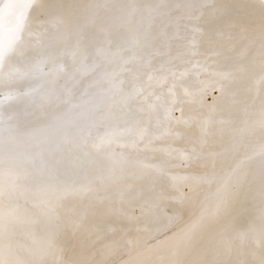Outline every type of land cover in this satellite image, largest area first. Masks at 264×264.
I'll return each mask as SVG.
<instances>
[{
  "label": "snow or ice",
  "instance_id": "1",
  "mask_svg": "<svg viewBox=\"0 0 264 264\" xmlns=\"http://www.w3.org/2000/svg\"><path fill=\"white\" fill-rule=\"evenodd\" d=\"M32 6L42 9L43 0H28L27 7ZM246 7L258 17V24L246 26L235 19H223L229 10L219 0H84L73 12L61 8L48 14L39 21V31H29L30 14L27 11L23 14L15 32L0 46V88L5 83L11 86L39 76L51 88L41 95L38 106L43 107L56 99L67 105V111L63 120L57 118L45 128L26 132L18 123L12 122L13 115L5 119L3 109L10 101L34 96L36 90L9 92L0 99V264H43L35 258L32 245L13 241L14 229L22 222L17 194L30 193L34 206L45 215L65 212L74 229L85 234L91 245L103 241L97 250L99 260L94 258L95 253L64 260L62 251L57 250L53 253L57 256L54 264H108L109 256L119 250L120 241L106 240L108 234L115 232L114 228H109L106 233L99 226L89 224L88 209L92 202L102 204L113 195L123 200L126 193L133 192L135 199L144 197L142 213L169 198L181 205H190L192 211L171 235L157 239L155 244H145L143 250L137 252V258L122 260L119 264H188L184 258L197 238L213 228L238 195L241 169L246 162L258 156L264 170V88L256 90L251 102L235 99L237 92L229 90L235 83L245 85L246 93L252 91L255 83L264 85V0H251ZM217 21L222 23L213 29L212 46L203 55L208 61L225 53L235 54L230 70L213 72L212 75L219 77L218 90L232 98L231 107L238 116L217 119V109L212 107L200 119L197 125L199 135L185 155L186 160L199 162L203 173L184 177V186L174 184L173 189L178 193L174 197L156 192L152 180L148 188L150 195L145 197L144 190L137 188V181L149 180V169L154 166L132 153L155 150L151 144L158 137L151 132L150 126L159 128L164 122L171 125L173 111L181 113L175 118V124L190 126V120L184 119L183 108L177 107L182 102L175 98V85L168 89L172 99L159 105L165 113L163 120L155 115L161 96H155L150 102L149 97L154 93L147 89L153 82L158 86L167 82L168 75L164 73L168 69L164 65L146 72L143 82L129 66L150 68L152 59L163 54L161 49L168 48L172 41L181 42L183 54L202 55L199 43L205 36L204 26ZM89 29L103 37L94 50L92 63H89L85 43ZM25 33L29 41L35 43L26 46ZM114 33H120V42L115 46L112 41ZM46 40L49 44H64L61 54L71 59V68L62 61L57 63L55 57L28 55ZM102 65L114 67L101 72L99 79L90 84L97 90L83 93L87 99L73 102L72 89L68 87L63 89L62 95L57 94L55 85L60 79L74 80L77 75L96 72ZM194 66L208 70L207 64L200 61ZM125 72L132 76L129 87H125L122 78ZM171 75L175 77L176 74ZM185 95L191 93L186 89ZM154 115L155 125H152ZM165 132L179 135L171 126ZM116 148L129 151L117 152ZM98 158L104 163L86 183L67 179L69 175L97 164ZM183 187H187V192ZM261 197L258 223L252 221L245 232L227 226L213 233L212 251L216 257L231 256L240 248L258 242V264H264V185ZM85 199L90 204L83 208H78L75 203L68 206L69 201L82 202ZM168 222L171 224L173 218L169 217ZM168 230L165 225L164 231ZM125 243L129 251L140 244L131 240ZM48 248L53 250L54 245L49 243ZM253 255L257 253L253 251ZM213 264L228 262L218 259Z\"/></svg>",
  "mask_w": 264,
  "mask_h": 264
},
{
  "label": "bare ground",
  "instance_id": "2",
  "mask_svg": "<svg viewBox=\"0 0 264 264\" xmlns=\"http://www.w3.org/2000/svg\"><path fill=\"white\" fill-rule=\"evenodd\" d=\"M219 2L221 3L222 6H224L225 8H227L229 10V14L232 15L231 17L237 18L241 22V24L244 23L242 21L246 20V19L247 20H249V19L258 20V17H256L255 15L252 14L251 9L246 7L247 4L251 3V0H219ZM82 3H84V0H43L44 7L41 9V8H37L35 6L27 7L28 6V0H0V46L5 44L7 42V40L11 37L13 32H15L17 26L19 25V23L23 17V14L26 11L29 12V14H30L31 23H30L29 31H39V21L45 19L48 14L55 12L61 8L65 11L73 12ZM230 15L229 16L227 15V17H230ZM251 22L253 23L252 20H251ZM114 34L119 35L120 33H114ZM212 36L213 35H211L210 38H213ZM25 40H26V46H30L31 43H35L34 40L29 41L27 33H25ZM102 40H103V37L101 35L97 34L94 29L88 30L85 43L87 44V50L89 53V63H92L94 50ZM112 40H114V39H112ZM209 40H211V39H209ZM115 41H117V40H115ZM201 41H203V40H201ZM205 41L208 42V45L211 47L210 42L208 40H205ZM206 42H204V45ZM113 43H115V42H113ZM174 44L175 43H173V45ZM201 46H199V47H201ZM64 47L65 46L63 43L53 42V43L49 44V42L46 40L43 45H37L34 50L29 51L28 55L31 57H34V58L55 57L57 59V63H60L62 61V63L64 65H67L69 68H71V66H72L71 59L67 55L61 54ZM202 47H204V46H202ZM181 49H183V48H181ZM208 49H210V48L208 47ZM178 50L180 51V49H178ZM183 50H182L181 56H183ZM204 51H206V50H204ZM204 51L202 50L203 53H204ZM180 52L178 54H180ZM185 55H188V54H185ZM157 56H155V57L157 58ZM167 56L168 55H166L165 58H167ZM202 56H204V55H201V57ZM195 57H197V56H195ZM198 57H200V56H198ZM178 58L181 60L180 56L177 57V60H178ZM185 58H186V56H185ZM203 58H205V57H203ZM218 58L220 59V56ZM13 59H15V58H13ZM170 59L172 60V59H174V57H172ZM196 59L194 61H197ZM199 60H202V58H199ZM155 61H156V59H155ZM162 61H164V60H162ZM166 61H168V60H166ZM156 62L159 64L158 61H156ZM168 62L170 63V61H168ZM185 62L186 61H184L182 63L185 65ZM207 62H209V61H207ZM220 62H221V59H220ZM182 63L180 62V64H182ZM190 63L191 62L189 61V63H187V64L190 65ZM201 63H202V61H201ZM152 64H154V63H152ZM160 64L162 65V63H160ZM183 64H182V66H183ZM193 64H196V62L191 63V68L194 69L195 66L192 67ZM202 64H205V63H202ZM210 64H214V63L212 62ZM215 64H216V62H215ZM217 64H216V66H218ZM222 64H224V61ZM161 65H158V66H161ZM221 65L216 67V68L221 69V68H219V67H221ZM49 66H51V65H49ZM172 66L174 68V71H176L175 73L178 74L179 70L177 72V68L174 67L175 65L172 64ZM222 67H224V65ZM102 68H103V65L101 66V68L97 69L96 72H93V75H94V73L96 75H99L100 72L102 71ZM198 68H200V67H198ZM216 68H215V70L219 71ZM167 69H168V65H167ZM182 69L183 68H181V71L187 70L189 68L187 67V69H186L184 67V69L183 70ZM201 70H203V69H201ZM187 71L189 72V70H187ZM200 71H198V72L200 73ZM211 71H212V69H211ZM141 72H142V70H141ZM143 72H144V70H143ZM169 72L173 73L171 71V68L169 69ZM184 72H186V71H184ZM193 72H192V74H193ZM203 72H204V70H203ZM212 72H215V71H212ZM145 73H146V71H145ZM183 73L181 76H183ZM186 74H185V76H186ZM192 74H189V76H186V77L189 78L190 75H192ZM194 74H195V72H194ZM167 75H170V74L167 73ZM89 76L88 75H84V76L77 75L74 80H71L68 77H64V78L60 79L59 81H57V83L55 85L57 94L62 95L63 89L65 87H68V88L72 89V93H73L72 100H73V102H78L81 99H87L86 95H82L83 93H86V92L92 93V92L96 91L95 90L96 87H90V84H92V82L94 80L93 81L88 80ZM95 76H93V77H95ZM199 76H200V74H199ZM183 77H181V78H183ZM208 77H209V74H208ZM142 78H143V76H142ZM168 78H170V77H168ZM178 78L179 77H177V79ZM190 78H193L194 80L197 79L196 77H190ZM90 79H92V78H90ZM177 79H176V81H177ZM179 79H178V81H180ZM215 79H217V78H215ZM215 79L214 80L210 79V80L216 81ZM171 80H174V77ZM181 80H183V79H181ZM194 80L190 81V82L193 83ZM257 80H258V75H257ZM211 81H209V85H211ZM201 82H202L201 83V85H202L203 80ZM191 83H190V85H191ZM205 83H206V80H205ZM167 84H168V81H167ZM167 84L165 85V87H167ZM170 84H171V81L168 85H170ZM175 84H176V82H175ZM185 84L182 85V83H180V85L186 87L187 85H185ZM198 84H199L198 87L201 90L200 83H198ZM255 85H256V83H255ZM128 86H129V83H128ZM171 86H169V87H171ZM204 86H202V87H204ZM219 86H220V84H217L216 86H213L210 88V90L207 93V101L221 109L222 101H225V100H223V97L227 96V95L221 94V92L218 90ZM258 86H260V88H261V86L263 87V85H261V84H259ZM258 86L256 85L254 87L257 88ZM156 87L161 88L162 86L159 87L157 85ZM192 87L194 89H196V87H194V86H191V89H192ZM206 87H208V83H207ZM240 87H241V85H240ZM50 88H51V85L45 84L44 79L40 78L39 76L29 77V78H27V79H25L19 83L11 85V86H9L7 83H5V85L2 88H0V99H2L4 96H7L9 94V92L23 93L25 91H28L29 89H35L36 90V92L34 93V96L21 97L18 101H10L3 109V114H4L5 119H7V117L9 115H13L14 119L12 122L18 123L19 126L26 132L34 130V129L45 128L46 126L53 124L57 120V118H60L61 120H63L64 119L63 114L67 111V105L61 103L59 100L53 99L51 103L45 104L43 107L38 106L41 95H43ZM231 88L232 87H230V89ZM242 88L244 89V85H243V87H241V91L243 90ZM180 89L184 90L185 88H180ZM257 89H259V87ZM154 90H156V89L154 88ZM174 90L176 91V85H175ZM167 91H168V89L166 90V93H168ZM180 91H182V90H180ZM176 92L178 93V90ZM196 92H197V89H196ZM240 92H239L240 95L243 92L246 93L245 91H242L241 93ZM254 92H256V91H254ZM177 93H176V95H177ZM183 93H184V95H183V97H184L185 92H183ZM179 94L181 95V93H179ZM198 94H200V92ZM191 95H194V94H191ZM177 96H175V97H177ZM186 96H188V95H186ZM201 96L202 95H199V97H200L199 99H196V97H198V95L195 96L194 98H193V96H191V98H193V100L195 99L194 101H196V100L199 101L201 99ZM250 96H252V95H250ZM242 97H243V94H242ZM179 98L181 99V96H179L177 99H179ZM186 98L188 99V97H186ZM191 98L189 97L190 101H191ZM248 98H249V96H248ZM250 98H252V97H250ZM236 99L240 100L237 97H236ZM167 100L164 101V99H163L164 102H167ZM203 100H202V103H203ZM190 101H189V103L192 102L191 103L192 105L195 103L193 101H191V102ZM250 101H251V99H249L247 102H250ZM187 102H188V100L185 102V104ZM202 103L200 102V104H202ZM195 104H197V101ZM180 105H181V103H180ZM192 105H191V107H192ZM198 108L196 107V109H197L196 111L199 110ZM159 110H158V112H159ZM161 111H163V110H161ZM207 112H208V110H207ZM234 112L235 111H233V113ZM179 113L180 112L177 111L174 114L172 113V115L174 116L175 114L177 115ZM164 114L165 113L163 112V116H164ZM158 115L161 116L160 114H158ZM180 116H181V113H180V115H178V117H180ZM237 116H238V114H237ZM183 117H184V115H183ZM230 117H232V116L230 115ZM185 118L188 119L189 118L188 115H186L184 117V119ZM224 118H227V113L224 114ZM227 119H230V118H227ZM165 126H166V124H165ZM161 127H163L162 124H161ZM163 129H164V127H163ZM198 135H199V132H198ZM154 142L155 141L152 140L151 148H154ZM178 142L179 141L176 139L174 141L173 146H175V144H178ZM145 143H147V141H145ZM165 145L168 146V145H170V143L167 144V142H166ZM140 147H143V144H141ZM159 147H161V146H159ZM115 150L117 152H121V151L128 152L129 151L128 149H120V148H116ZM151 151L152 150H146V151L139 152V153H132L134 156H137L140 160H143V161L154 166L153 168L149 169V172L151 173V178L149 180L137 181V188L144 190L145 197L150 195V193L148 192V188H149L152 180H154V189L156 192H163L168 197H174V196L178 195V193H176L173 189L174 184L178 185V186H184L186 183L185 180L183 179L184 177L191 176V175H199V174H202L204 171V169H202L199 164L192 166L190 163H188V161L186 159L182 162H179L177 165H175V164L172 165L171 161L160 160L157 156H154ZM237 159H240V157H237ZM103 163H104L103 159L98 158L97 164L90 165L84 169H81L80 171L69 175L67 177V179H69V180L75 179L77 182L86 183L88 179H91L96 174V169L99 166H102ZM262 185H264V170H262L260 159L257 156L253 160L246 162V165L241 169L238 195L232 200V202L227 207V209L220 215V217L216 221V224L213 226V228L206 230L197 238V241L194 244L192 250L184 258L188 262V264H213V261L218 260V259H223V260L227 261L228 264H239V262H241V261L246 262V264H258V252H259V243L258 242L256 245L248 246L245 248H240V250L238 252H234L231 256L216 257L212 251V247H213L212 246V237H213V233L221 227L231 226L239 232H245V231H247L248 226L252 221H256L257 223L259 222V210L262 206V197H261ZM205 187H207V186H205ZM183 190L185 192H187L188 189H187V187H183ZM134 195H135V192L126 193L123 200H121L120 197L113 195L110 198V200H106L102 204L92 202L89 209H88L89 210V216H88L89 224H95V225L99 226L106 233L108 232L109 228H114L115 232L108 234L106 236V240L118 239L120 241L119 250L116 251L115 254L109 256L108 264H119V262L122 260H128L130 258H137V252L142 251L145 244H148V243L155 244L157 239H163L165 235H171L173 231H176L177 227L181 226L183 221L188 219L189 214L192 211V208L190 205H188V204L181 205L177 200L169 198V199H165V200L159 202L158 207L152 208L151 210L142 213L141 205L144 202V197H141L140 199H135V198H133ZM16 199H17V202L20 205V208L22 210V222L17 224L16 228L14 229L13 241H14V243H18V244L32 245L34 247V250H35V258L38 261H42L43 264H54V261L57 259V256H55L53 253L57 250L62 251L64 260H68L70 258H79L81 256H91L93 253H95L94 258L96 260L101 259L100 254L97 250L100 249L101 243H103V241L96 243L94 245H91L90 241L86 239L85 234H83L82 232H77L74 229L73 224L71 223L69 216L65 212L59 211L57 213H53V214H49V215L43 214L40 208L34 206L33 197L31 196L30 193L17 194ZM74 203L77 205L78 208H83L84 206L89 205L90 201L88 199H85L82 202H80V201H69L68 206H72V204H74ZM169 217L173 218V222L171 224H169V222H168ZM165 225L168 226V229H169L168 231H164ZM145 229H147V231H145ZM128 240H131L133 242L139 241L140 242L139 247L138 248L134 247V248H132L131 251H129V246L125 243V241H128ZM49 243H52L54 245L53 250H49V248H48ZM238 247H239V244H238ZM253 251H255L257 253L256 256L253 255Z\"/></svg>",
  "mask_w": 264,
  "mask_h": 264
},
{
  "label": "rangeland",
  "instance_id": "3",
  "mask_svg": "<svg viewBox=\"0 0 264 264\" xmlns=\"http://www.w3.org/2000/svg\"><path fill=\"white\" fill-rule=\"evenodd\" d=\"M230 14H228V16H229ZM232 15H230V17H227V16H225L223 19H225V20H227L228 18L229 19H235L236 21L238 20L237 18H233V17H231ZM247 20V19H246ZM243 20L242 22H244V23H242L243 25H246V26H254V25H256L258 22H259V19L258 20H256V19H249V20ZM251 20L253 21V23L251 22ZM249 21V22H248ZM237 22H239L240 24H241V22L238 20ZM255 22V23H254ZM219 23H222L221 21H217V22H215L214 24H211V25H205L204 27H205V37H203L205 40H208L209 42L211 41V40H209V39H212V38H210L211 37V35H212V33H213V28H215V26H216V24H219ZM248 24V25H247ZM211 26V27H210ZM213 27V28H212ZM212 28V29H211ZM211 32H210V31ZM210 35H208V34ZM115 36V37H114ZM208 36V37H207ZM120 34L118 35V34H114L113 36H112V39H114V40H112L113 42H115V43H113V45L115 46L118 42H120ZM207 37V38H206ZM213 37V36H212ZM201 39V40H203V41H201L200 40V43H199V46H204V47H199L200 49V52H202V50L204 51V50H206V51H204V53L202 52V55L203 54H207V52L209 51V49H208V47L210 48V46L208 45V42H206L204 39ZM115 40H117V41H115ZM179 42V41H173V42H171V44H170V46H168V48H170V50H168V48H162V50H161V52L163 53L162 55L160 54V55H156L157 56V58L156 57H154L153 59H152V63H154V64H152L151 63V66H150V68L148 69V68H137L136 66H133V65H130L129 67H132L133 68V71L134 72H136V73H138L139 74V77H140V82H143L144 80H146V75H144V73H145V71L146 72H148L149 70L151 71V70H154V69H159V67L160 66H158V65H161L160 63H162V65H164V66H166L165 68L167 69V65H168V71L166 72V73H164V74H166L167 75V73H169L170 75H168V77H170V78H168V84L170 83V81H171V84L170 85H168L167 84V82H166V84H167V87H165V83H163L162 85H159V87H161V88H157L156 86V83L155 82H153L152 83V85H151V87H149L147 90L148 91H151V92H153L154 93V95L155 96H161V101L160 102H158V109H157V113L155 114V115H158V114H160L161 116H159L162 120H163V112L164 111H161V110H163L162 109V107H160L159 105H160V103L162 104V103H164V101L165 100H167V101H169L172 97L170 96V94H169V92L168 93H166V90L167 89H169L170 87L169 86H171V85H174L175 84V82H176V91L178 90V93L173 89V91H174V93H175V96H177L179 93H181V95L179 94L177 97H175V98H178L179 96H181V99L179 100V101H182V103H181V105L179 104V105H177L178 107H181L182 106V108H183V115H184V117L186 116V115H188V119H190V118H193V117H195V118H197V119H195V120H191L190 119V126L189 125H184V124H175V118L176 117H178V115H180V113L179 114H175L174 116L171 114V116H172V121H173V123L171 124V125H169L168 124V122H164V124H162V126L164 127V129H163V127H159V128H156V127H154V126H150V130H151V132L152 133H154L155 134V136L156 137H158V138H156V139H153L155 142H154V148H152V149H155L154 151H151L152 152V154L154 155V156H157L160 160H163V161H171V163H172V165H177L179 162H182V161H184L185 160V155H187L189 152H190V148H191V144H192V142H193V140L198 136V132H199V129H198V127H197V125H198V123H199V121H200V119H202L204 116H206L208 113H209V110L212 108V107H215L216 109H217V112H216V118L218 119V118H224V114H226L227 113V118H230V119H233V118H236L237 117V112L235 111V109L233 108V107H231V100H232V98L231 97H229V96H224L223 97V100H225V101H222V107H221V109L223 110H221L219 107H216L215 105H213L212 103H209L208 101H207V93H208V91L210 90V88L211 87H213V86H216L217 84H220V81H219V77H217V76H214V75H212V71H215V72H224V71H228V70H230L231 68H232V66H233V64H234V56H235V54L234 53H225L224 55H222V56H220V59H221V62L223 63V61H224V64H222L221 62H220V59L218 58V57H214V58H212V60H214L215 62H216V64L218 65V66H220L221 64V67H219V68H221V69H217L216 67H218V66H216V64L214 63V64H210V63H212V60H208L209 62H207V61H204L205 60V58H203V57H205V55L204 56H202L201 57V55H199L200 57H195V56H191L190 54H188V55H185V54H183V56H181L182 54V50L183 49H181L182 47H181V42H179L178 44L177 43ZM203 42V43H202ZM204 42H206L205 43V45H204ZM173 43H175L174 45H173ZM177 44V45H176ZM201 44V45H200ZM208 46H207V45ZM210 45H211V43H210ZM175 46V47H174ZM180 46V47H179ZM212 46V45H211ZM174 47V48H173ZM180 49V51L177 49ZM177 52V53H176ZM180 52V54H178ZM206 52V53H205ZM176 53V54H175ZM183 53H184V50H183ZM166 55H168L167 56V58H165L166 57ZM171 55V56H170ZM173 55V56H172ZM175 55V56H174ZM186 56V58H185V56ZM181 57V60L178 58V60L182 63V62H184V61H186L185 62V65L183 64V66H182V64H180V62L177 60V57ZM191 56V57H190ZM169 57V58H168ZM172 57H174V59H170V58H172ZM193 57V58H192ZM160 58V59H159ZM176 58V59H175ZM183 58V59H182ZM185 58V59H184ZM191 60H190V59ZM197 58V59H196ZM199 58H202V60H199ZM228 58V59H227ZM155 59H156V61H158L159 62V64L155 61ZM199 60L200 62L202 61V63H209L207 66H208V68L210 69H208L207 71H204L203 72V70H201L202 68L200 67V68H198L197 66H195V68L193 69V68H191V63H195V62H197V61H194V60ZM162 60H164V61H162ZM166 60H168V61H170V63L168 62V61H166ZM161 61V62H160ZM189 61L191 62L190 63V65L189 64H187V63H189ZM173 62V63H172ZM177 62V63H176ZM179 62V63H178ZM157 63V64H156ZM164 63V64H163ZM169 63V64H168ZM201 63V64H202ZM166 64V65H165ZM172 64L173 65H175L174 67L175 68H177V72H178V70H179V72H178V74H176L175 72L176 71H174V68H173V66H172ZM179 64V65H178ZM155 65V66H154ZM195 64H193L192 65V67L194 66ZM215 65V66H214ZM224 65V67H222ZM171 66V67H170ZM183 68L184 69V67L187 69V67L189 68V69H187V70H189V72L187 71V70H183V71H181V68ZM110 67V68H109ZM112 67H114V66H104L103 65V68H102V71L101 72H103V71H105V70H111V68ZM217 69V70H219V71H216L215 70V68ZM171 68V71L173 72L174 71V73L176 74L175 75V77H174V80H171V79H173V76L171 75V72H169V69ZM179 68V69H178ZM197 68V69H196ZM135 69V70H134ZM148 69V70H147ZM173 69V70H172ZM193 69V70H192ZM201 71H200V70ZM211 69H212V71H211ZM141 70H142V72H141ZM143 70H144V72H143ZM191 70V71H190ZM200 71V73L198 72V71ZM181 71V72H180ZM184 71H186V72H184ZM195 72V74L198 76H196L195 74H194V72ZM100 72V73H101ZM184 72V73H183ZM192 72H193V74H192ZM207 72V73H206ZM211 72V73H210ZM143 73V74H142ZM181 73V74H180ZM182 73H183V76H181L182 75ZM189 73V74H192V75H190V77H196L195 79L197 80H194L193 78H188V77H186V76H189V74L187 75V74ZM185 74H186V76H185ZM199 74H200V76H199ZM206 74V75H205ZM208 74H209V77H208ZM90 75V76H89ZM96 74L94 73V75H93V73H91V74H88V76H89V79L88 80H97V79H99V76H100V74L99 75H96ZM205 75V76H204ZM211 75V76H210ZM258 75V74H257ZM93 76H95V77H93ZM125 76V77H124ZM142 76H143V78H142ZM183 77V78H181V77ZM214 76V77H213ZM177 77H179L178 79L180 80V81H178V79H177ZM186 77V78H185ZM213 77V78H212ZM90 78H92V79H90ZM122 78L124 79V81H125V87H129L130 85H131V83H132V76H131V74L130 73H127V72H125V73H123V75H122ZM142 78V79H141ZM188 78V79H187ZM215 78H217V79H215ZM176 79H177V81H176ZM181 79H183V80H181ZM185 79V80H184ZM191 79V80H190ZM216 80V81H211V80ZM87 80V79H86ZM194 80V82L193 83H191L190 81H193ZM203 80V84L201 85V81ZM205 80H206V83H205ZM208 80V81H207ZM196 81V82H195ZM200 81V82H199ZM209 81H211V85H209ZM129 83V86H128V83ZM182 83V85H184L185 83V85H187L186 87L185 86H182V85H180V83ZM185 82V83H184ZM188 82V83H187ZM214 82V83H213ZM190 83H191V85H190ZM196 83V84H195ZM198 83H200V86H201V90H200V88L198 87L199 86V84ZM207 83H208V87H206L207 86ZM127 84V85H126ZM189 84V85H188ZM193 84V85H192ZM196 86H195V85ZM205 85V86H204ZM240 85H241V87H243V85L242 84H239V83H235V84H232V85H230V87H232L231 89L229 88V90L230 91H236L237 92V98H239L240 100L239 101H248L249 99H251L250 97H252L253 95L255 96L256 95V92H254V91H256L257 90V88L259 87V89H260V86H258L259 85V83L257 84L256 83V85L258 86L257 88H255L254 86H256L255 84L252 86L253 88H252V91L250 92V93H241L242 91H244V89L241 91V87H240ZM180 86V87H179ZM182 86V87H181ZM189 86V87H188ZM191 86H194V87H196V89H197V92H196V89H194L193 87H192V89H191ZM202 86H204V87H202ZM239 87V88H238ZM244 87H245V85H244ZM154 88L156 89V90H154ZM175 88V87H174ZM180 88H185L184 90L183 89H180ZM186 88H187V91L189 92V93H191V94H194V95H188V96H184L183 97V95H184V93L183 92H185V90H186ZM199 88V89H198ZM261 88H264V85H263V87L261 86ZM84 89V88H83ZM158 89V90H157ZM189 89V90H188ZM239 89V90H238ZM95 90H97L96 88H95ZM160 90V91H159ZM163 92H162V91ZM180 90H182V91H180ZM194 90V91H193ZM199 90V91H198ZM156 91V92H155ZM180 91V92H179ZM241 91V92H240ZM200 92V94H198ZM202 92V93H201ZM239 92L241 93V95L239 94ZM161 93V94H160ZM176 93H177V95H176ZM198 95V97H196V99H199L200 97H199V95H202L201 96V101L199 100H196L197 101V104H195L196 103V101H194L193 100V98L195 97V96H197L196 94ZM168 94V95H167ZM242 94H243V97H242ZM153 95V97H149V101L151 102V100H154L155 99V96ZM250 95H252V96H250ZM167 96V97H166ZM191 96H193V98H191ZM239 96V97H238ZM242 98H241V97ZM248 96H249V98H248ZM164 97V98H163ZM170 97V98H169ZM186 97H188V99L186 98ZM189 97L191 98V101H193V102H195L193 105L191 104L192 102L189 100ZM236 97H235V99H236ZM167 98V99H166ZM183 98V99H182ZM163 99H164V101H163ZM185 99V100H184ZM204 99V100H203ZM188 100V102L185 104V102ZM202 100H203V103H202ZM238 100V99H237ZM258 100V99H257ZM163 101V102H162ZM185 101V102H184ZM189 101L191 102V103H189ZM259 101V100H258ZM258 101H256V104H258L259 102ZM199 102V103H198ZM200 102L202 103V104H200ZM251 102V101H250ZM184 103V104H183ZM191 105H192V107H191ZM160 107V108H159ZM196 107L199 109L198 111H196L197 109H196ZM231 107V108H230ZM233 108V109H232ZM160 109V110H159ZM158 110H159V112H158ZM207 110H208V112H207ZM233 111H235L234 113H233ZM175 112H177V111H173L172 113L174 114ZM179 112V111H178ZM232 112V113H231ZM186 114V115H185ZM229 114V115H228ZM155 115H154V117H153V120H152V125H155ZM165 115V114H164ZM230 115L232 116V117H230ZM175 117V118H174ZM183 117V118H184ZM227 118H224V119H227ZM186 119V118H185ZM165 124H166V126H165ZM169 126H171L172 127V129H173V132L174 133H179V135H175V134H173V135H168V134H166V132H165V130H166V128H168ZM178 140L179 142H178V144H175V146H173V144H174V141L175 140ZM166 142H167V144H169L170 143V145H168V146H166L165 144H166ZM172 145V146H171ZM159 146H161V147H159ZM188 161V163H190L192 166L193 165H198L199 164V162H197V161H192V160H187ZM200 165V164H199Z\"/></svg>",
  "mask_w": 264,
  "mask_h": 264
}]
</instances>
